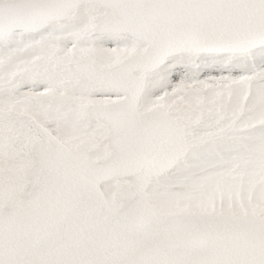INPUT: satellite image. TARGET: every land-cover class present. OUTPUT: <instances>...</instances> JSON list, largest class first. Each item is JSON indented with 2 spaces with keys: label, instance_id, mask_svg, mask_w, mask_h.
I'll list each match as a JSON object with an SVG mask.
<instances>
[{
  "label": "snow or ice",
  "instance_id": "obj_1",
  "mask_svg": "<svg viewBox=\"0 0 264 264\" xmlns=\"http://www.w3.org/2000/svg\"><path fill=\"white\" fill-rule=\"evenodd\" d=\"M0 264H264V0H0Z\"/></svg>",
  "mask_w": 264,
  "mask_h": 264
}]
</instances>
